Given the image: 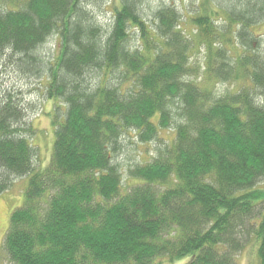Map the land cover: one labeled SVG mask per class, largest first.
I'll return each mask as SVG.
<instances>
[{
  "label": "trees",
  "instance_id": "16d2710c",
  "mask_svg": "<svg viewBox=\"0 0 264 264\" xmlns=\"http://www.w3.org/2000/svg\"><path fill=\"white\" fill-rule=\"evenodd\" d=\"M234 2L202 0L188 34L176 6L148 18L143 0H120L108 27L104 0H0V69L44 74L57 102L36 168L24 104L0 85V195L27 180L10 264H239L250 238L264 264V0ZM128 138L154 155L121 167Z\"/></svg>",
  "mask_w": 264,
  "mask_h": 264
},
{
  "label": "rangeland",
  "instance_id": "374dc122",
  "mask_svg": "<svg viewBox=\"0 0 264 264\" xmlns=\"http://www.w3.org/2000/svg\"><path fill=\"white\" fill-rule=\"evenodd\" d=\"M120 0H104V4L99 10L98 7L95 11L98 16L99 23L105 26H110L111 22V11L113 6L118 4ZM202 0H143L144 15L148 18L151 17L153 10L158 7L176 6L179 10L182 20L186 22L182 24L183 28L187 30L188 34H193V26L190 24V19L200 10ZM216 3L220 6H229L230 3H235L234 0H218ZM239 1V0H236ZM2 7L4 4H0ZM230 7V6H229ZM151 11V13H150ZM220 23V22H219ZM218 23V24H219ZM253 31L256 34L264 33V23L255 26ZM263 46H264V39ZM137 43V39L134 37L131 39V46ZM56 46V40L50 41L46 44V49L54 51ZM46 55L47 51L45 52ZM192 63L195 66H203L204 63V48L199 45L194 51L192 57ZM12 61H6L4 66L0 69L2 71V77L0 80L1 89L10 90L15 92L17 100H20L24 104L26 111L25 124L22 123V128L30 127L31 132H27L26 129H22L20 133L32 142L36 149L37 157L35 160L36 168H44L48 165L52 154V149L55 142V132L53 122L55 121L54 107L57 104L56 101L49 100L44 91V85L46 84V76L43 74L39 77L28 75L14 66ZM233 81L217 83L218 92L233 91ZM236 89V87H234ZM64 108L61 106L60 114H62ZM162 137L172 141L175 137L173 130L164 131ZM157 144H140L135 143L131 138L126 139V142L118 154L121 162V167L131 166L134 163L146 161L154 155L155 146ZM124 177L127 178L128 172L125 170ZM24 177H16L13 180L9 190L0 195V264H10L6 251L4 249L5 237L10 224L11 212L19 207L23 200V190L26 184ZM264 188V178L260 185ZM253 239L246 244L244 250L238 254L237 261L239 264H259L258 256L255 253L256 244H253ZM257 252V251H256ZM187 260H183L178 264H182ZM169 264V263H165Z\"/></svg>",
  "mask_w": 264,
  "mask_h": 264
},
{
  "label": "bare ground",
  "instance_id": "6f19581e",
  "mask_svg": "<svg viewBox=\"0 0 264 264\" xmlns=\"http://www.w3.org/2000/svg\"><path fill=\"white\" fill-rule=\"evenodd\" d=\"M47 79V78H46Z\"/></svg>",
  "mask_w": 264,
  "mask_h": 264
}]
</instances>
